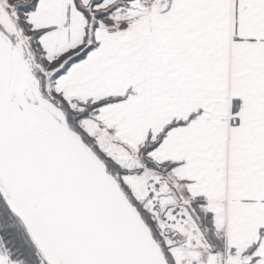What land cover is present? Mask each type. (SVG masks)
I'll return each instance as SVG.
<instances>
[{
  "label": "snow or ice",
  "instance_id": "snow-or-ice-1",
  "mask_svg": "<svg viewBox=\"0 0 264 264\" xmlns=\"http://www.w3.org/2000/svg\"><path fill=\"white\" fill-rule=\"evenodd\" d=\"M0 264H264V0H0Z\"/></svg>",
  "mask_w": 264,
  "mask_h": 264
}]
</instances>
